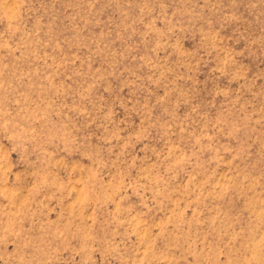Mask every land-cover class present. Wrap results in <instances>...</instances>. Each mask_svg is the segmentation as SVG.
<instances>
[{"label":"rangeland","instance_id":"rangeland-1","mask_svg":"<svg viewBox=\"0 0 264 264\" xmlns=\"http://www.w3.org/2000/svg\"><path fill=\"white\" fill-rule=\"evenodd\" d=\"M0 264H264V0H0Z\"/></svg>","mask_w":264,"mask_h":264}]
</instances>
